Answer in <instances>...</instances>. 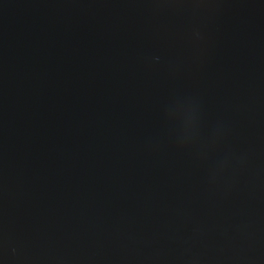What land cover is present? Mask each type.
<instances>
[{
	"label": "water",
	"instance_id": "95a60500",
	"mask_svg": "<svg viewBox=\"0 0 264 264\" xmlns=\"http://www.w3.org/2000/svg\"><path fill=\"white\" fill-rule=\"evenodd\" d=\"M0 264H264V0H0Z\"/></svg>",
	"mask_w": 264,
	"mask_h": 264
}]
</instances>
